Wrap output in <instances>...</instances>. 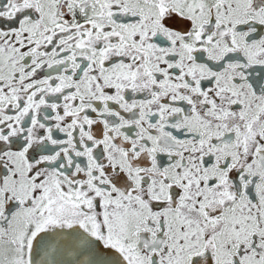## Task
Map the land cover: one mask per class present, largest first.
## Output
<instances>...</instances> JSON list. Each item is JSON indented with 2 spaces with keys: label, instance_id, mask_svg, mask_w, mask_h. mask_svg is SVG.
Returning <instances> with one entry per match:
<instances>
[{
  "label": "snow or ice",
  "instance_id": "6c2138e0",
  "mask_svg": "<svg viewBox=\"0 0 264 264\" xmlns=\"http://www.w3.org/2000/svg\"><path fill=\"white\" fill-rule=\"evenodd\" d=\"M0 264H264V0H0Z\"/></svg>",
  "mask_w": 264,
  "mask_h": 264
}]
</instances>
